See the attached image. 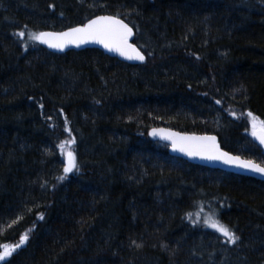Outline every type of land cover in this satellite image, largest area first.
<instances>
[{"label": "trees", "instance_id": "1", "mask_svg": "<svg viewBox=\"0 0 264 264\" xmlns=\"http://www.w3.org/2000/svg\"><path fill=\"white\" fill-rule=\"evenodd\" d=\"M102 15L143 65L28 39ZM249 111L264 121V0H0V245L28 236L0 264H264V182L148 137L212 134L264 166ZM72 138L79 172L58 181ZM214 210L236 244L203 226Z\"/></svg>", "mask_w": 264, "mask_h": 264}, {"label": "snow or ice", "instance_id": "2", "mask_svg": "<svg viewBox=\"0 0 264 264\" xmlns=\"http://www.w3.org/2000/svg\"><path fill=\"white\" fill-rule=\"evenodd\" d=\"M49 7H53L50 5ZM17 36L24 38L25 32L20 31L16 33ZM133 35L132 29L128 24L117 16H97L94 19H89L87 23L82 26L70 28L68 31L61 33L39 32L28 33V39L41 44H46L49 48H57L63 50L65 45L73 44L79 47L85 43H97L102 45L109 51H115L120 56L128 60H138L143 62L145 56L129 43V38ZM151 55V53H149ZM217 104L220 101H216ZM41 107L43 105L41 104ZM232 115H235L234 113ZM249 122L251 125V135L259 141L260 145H264V121H259L252 112H248ZM51 119V117H49ZM68 122L65 120L64 130L71 136V130L67 126ZM163 132V130L153 129L149 135L156 136ZM164 139H169L172 142L174 151L182 152L189 157H200L207 160H218L227 165H234L240 168L250 170L255 173L264 175V166L255 163L251 160H241L239 156H232L228 152L220 150L216 143L214 136H181L179 133H169L163 136ZM75 144V138L61 141L56 147L60 150L61 155L65 156L63 175L56 177L58 181H63L67 175L73 170L79 172V166L72 145ZM191 217V213H187ZM43 219V215L39 217ZM193 223H196L195 221ZM203 226L213 229L220 233L227 239L230 244H236L240 237L237 236L227 225H224L218 218V212L213 211L210 215L204 217ZM28 236L21 235L19 242L14 245L2 244L0 245V261H6L11 257L17 249L21 248L27 241ZM135 243V242H133ZM141 245L137 244L136 247Z\"/></svg>", "mask_w": 264, "mask_h": 264}, {"label": "water", "instance_id": "3", "mask_svg": "<svg viewBox=\"0 0 264 264\" xmlns=\"http://www.w3.org/2000/svg\"><path fill=\"white\" fill-rule=\"evenodd\" d=\"M102 16H109V15H102ZM94 18H92V19H94ZM85 23H87V22H85ZM79 26H82V25H79ZM76 27H78V26H76ZM69 29L61 31V32L68 31ZM46 32H51V31H46ZM61 32H52V33H61ZM129 43L132 44L134 47H136L138 49V47L134 44V32H133V35L129 38ZM39 44H40L41 47L46 49L48 52L54 53V54H59V55L65 54V53H67L69 51L78 52V51H83V50H86V49H96V50L101 51L102 53H104L106 56H108L110 58L117 59L120 62L127 63V64H130V65H143L144 62H145V60L143 62H140L138 60L125 59L124 57L120 56L117 52L109 51L106 48H104L102 45L97 44V43H85V44H81L79 47H77V46H75L73 44H67V45H65L63 50H60V49H57V48H49L46 44H41V43H39ZM153 129H156L158 131L159 130H163V132H161L160 134H158L156 136H151V135H149V133ZM169 133H179L181 136H196V137L214 136V137H216L215 135H212V134L181 133V132H178V131H175V130H172V129H169V128H166V127H156V128L150 129L149 132H148V137L151 140L155 141V142H159V143H162L164 145H167L168 146V153H169L170 156L182 159V160L186 161L187 163L193 164L195 166H200V167H204V168H207V169H211V170H218V171H222V172H225V173H230V174H233V175L246 177V178H251V179H254V180H257V181H260V182H264V175H261L259 173H255V172H252L250 170H247V169H244V168H240V167H237V166H234V165H227V164H224L223 162L218 161V160H207V159H202L200 157H189V156L183 154L182 152L174 151L173 148H172L171 140L162 138L163 136H167ZM253 139L256 142V144L258 146H260V148L264 152V145H260L259 141L256 140L254 137H253ZM216 143L219 146L221 151L226 152V151H224L221 148L219 140H218L217 137H216ZM230 155H232V154H230ZM232 156H235V155H232ZM241 160H244V159L241 158ZM71 173H69L68 175H70Z\"/></svg>", "mask_w": 264, "mask_h": 264}, {"label": "rangeland", "instance_id": "4", "mask_svg": "<svg viewBox=\"0 0 264 264\" xmlns=\"http://www.w3.org/2000/svg\"><path fill=\"white\" fill-rule=\"evenodd\" d=\"M259 123V122H258ZM251 131H252V129H251V125H250V134H251ZM252 136V135H251Z\"/></svg>", "mask_w": 264, "mask_h": 264}]
</instances>
